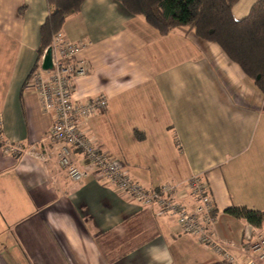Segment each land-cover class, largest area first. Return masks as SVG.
<instances>
[{"label": "crops", "instance_id": "1", "mask_svg": "<svg viewBox=\"0 0 264 264\" xmlns=\"http://www.w3.org/2000/svg\"><path fill=\"white\" fill-rule=\"evenodd\" d=\"M256 1L239 0L234 19ZM47 15L46 0H0V137L21 148L0 144V264H245L264 223L255 228L224 210L264 212V93L217 44L187 27L162 35L115 0H84L60 30L86 43L77 58L89 73L74 81L75 98L108 100L81 129L144 189L179 185L188 207L185 184L199 176L230 262L157 204L105 178L53 182V167L30 152L51 124L25 84Z\"/></svg>", "mask_w": 264, "mask_h": 264}, {"label": "built area", "instance_id": "2", "mask_svg": "<svg viewBox=\"0 0 264 264\" xmlns=\"http://www.w3.org/2000/svg\"><path fill=\"white\" fill-rule=\"evenodd\" d=\"M86 45L84 41H69L61 31L55 33L48 46L51 55V68L43 69L42 62L46 50L32 70L28 84L36 92L44 113L51 118V124L36 148L30 150L37 158L51 165V180L60 175L71 182L78 183L88 177L105 178L118 191L137 198L145 203H155L161 212L175 216L183 233L194 235L207 247L222 253L230 262L231 244L218 240L213 231V201L207 185L194 175L185 184L193 206L188 207L179 200V185L164 184L156 189L147 190L131 179L120 163L111 159L96 144L93 137L82 129V122L106 110L108 100L104 95L86 99L74 96V81L89 73L86 60L78 59L79 51ZM0 144L9 152H20L18 145ZM84 158L78 160L77 155ZM245 264H264V235L251 244Z\"/></svg>", "mask_w": 264, "mask_h": 264}, {"label": "trees", "instance_id": "3", "mask_svg": "<svg viewBox=\"0 0 264 264\" xmlns=\"http://www.w3.org/2000/svg\"><path fill=\"white\" fill-rule=\"evenodd\" d=\"M46 1L48 15L39 28V45L33 69L50 45L53 35L61 30L69 15L79 12L84 2ZM115 1L120 3L127 13L142 16L148 25L162 35L177 27H187L198 38L217 44L228 59L264 93V0L253 3L247 16L238 20L234 19L232 9L239 0ZM224 212L244 220L255 228H260L264 223V212L245 206H230Z\"/></svg>", "mask_w": 264, "mask_h": 264}, {"label": "water", "instance_id": "4", "mask_svg": "<svg viewBox=\"0 0 264 264\" xmlns=\"http://www.w3.org/2000/svg\"><path fill=\"white\" fill-rule=\"evenodd\" d=\"M42 68L43 69L51 68L50 48H47V50H46V53L44 55L43 62H42Z\"/></svg>", "mask_w": 264, "mask_h": 264}]
</instances>
